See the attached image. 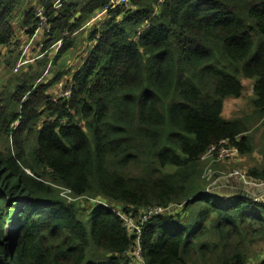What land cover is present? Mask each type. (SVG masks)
I'll use <instances>...</instances> for the list:
<instances>
[{
  "label": "trees",
  "instance_id": "trees-1",
  "mask_svg": "<svg viewBox=\"0 0 264 264\" xmlns=\"http://www.w3.org/2000/svg\"><path fill=\"white\" fill-rule=\"evenodd\" d=\"M109 3L0 0V46L14 47L0 86V264H133L134 233L95 199L138 214L183 204L144 225L146 264H264V201L237 178H202L207 148L229 139L264 179L249 133L264 119V0H129L90 26L72 75L59 62ZM19 27L44 39L13 74ZM69 76L71 97L55 98ZM243 79L254 114L224 118Z\"/></svg>",
  "mask_w": 264,
  "mask_h": 264
},
{
  "label": "built area",
  "instance_id": "built-area-1",
  "mask_svg": "<svg viewBox=\"0 0 264 264\" xmlns=\"http://www.w3.org/2000/svg\"><path fill=\"white\" fill-rule=\"evenodd\" d=\"M60 1L56 3V7L59 6ZM128 5L129 0H110V3L107 7L102 9L101 11H98V17L100 15H105L109 8H113L117 5ZM37 15L42 19L41 25L44 27L45 18H44V7H38L37 8ZM97 16L95 17L98 18ZM40 31L42 32V35H44L43 28L37 29L35 33L29 37V43L25 47V51H28L30 48L32 42L39 37ZM61 45V41H59L55 46L52 48H55L56 52L58 48ZM40 48H42L43 44L40 43ZM22 56V55H21ZM19 58L17 63L14 66V72H19L20 69L25 66L27 63L32 62L31 59L23 58V56ZM72 82L67 84L66 86L62 87L60 90L58 96H65L67 98L71 97L72 93ZM55 97V98H56ZM240 150L237 146L231 144V140L224 139L216 144L210 145L205 153L202 156V162H204V172L202 174V178L204 181L208 182L210 185L216 183L219 180L226 179V178H238L241 180V182L246 185L247 187H250L251 189H257L260 192H263V195L255 197L256 201H264V179L253 177L249 174V172H246L241 169H231L228 172L219 170V166H216L218 163H224L226 165L229 161L234 160L240 161ZM94 204L101 203L104 206L108 207L109 209L113 210L122 220L123 225L130 229L136 239H135V249L132 252L133 256V264H146L145 260L143 258L142 253V234H143V228L144 225L151 220L153 217L158 215H163L167 213H172L177 210H181L183 207V204H171L169 206H149L146 207L144 210L141 211L140 214L137 213L136 209L130 210V212H127L123 209V206L116 205L112 203V201L102 200V199H95L92 201Z\"/></svg>",
  "mask_w": 264,
  "mask_h": 264
},
{
  "label": "rangeland",
  "instance_id": "rangeland-1",
  "mask_svg": "<svg viewBox=\"0 0 264 264\" xmlns=\"http://www.w3.org/2000/svg\"><path fill=\"white\" fill-rule=\"evenodd\" d=\"M34 0H29V2H32ZM36 3L34 2L33 5H35ZM23 10L19 12L18 16H17V20H16V24L19 23V21L22 19V15H23ZM105 19V17L101 18L98 17L95 19L94 23H91L83 33L80 34L79 39H78V46L77 48H75L73 51L68 52L64 58L61 60V62H59L60 65L63 66V68L67 69H74V65L78 64V62H80L84 56L85 50L87 49L86 46H88V34L91 30L92 27L94 26H100L101 23L103 22V20ZM92 26V27H90ZM21 30L22 28H17L16 31V35L19 36L21 34ZM42 37V32L40 31L39 33V37ZM37 38V39H38ZM35 40L30 48L28 49V51H25V47L28 45L29 43V39L23 44L22 48H21V52H20V56L22 55L23 58H27V59H31V61H34L39 55H41L42 53V48H40V44L37 46L38 40ZM5 50H3L4 52ZM3 52L0 53V57L2 54V59L0 58V86L1 83H3V78L6 75V68H5V60L9 57V53L4 57L3 56ZM56 50L55 48H52L50 50L49 53V57L52 60L55 56ZM21 56V57H22ZM72 62V64H71ZM4 64V66H2ZM60 68V67H59ZM13 74H17L16 72H14V68H13ZM51 74L48 75L49 78H51ZM68 78V77H67ZM243 83L245 85V91H244V95L242 98L240 99H233V98H227L224 101V109H223V113L222 116L224 118H236L238 116H245V115H253V109L250 103V100L253 96V81L252 80H245L243 79ZM54 87V86H53ZM53 89V88H52ZM51 94H52V90H51ZM54 96V93L52 94ZM250 127H252V129L249 131L250 134L253 135L254 137V153L256 154V157H264V119H260V120H251L250 121ZM251 156L250 158H253L254 155ZM254 159V158H253ZM253 163L252 160L248 161H240L237 160L235 162H231L226 164L223 167H220L219 170L221 171H225L228 172L231 169H241L244 170L246 172H248L249 168L253 167L251 164ZM92 203V202H91ZM116 205H121L118 202H112ZM93 204V203H92ZM84 221L85 224L87 226V228L90 230L91 229V224L88 222V220H86L84 218L83 215L80 216ZM255 264V263H253Z\"/></svg>",
  "mask_w": 264,
  "mask_h": 264
},
{
  "label": "crops",
  "instance_id": "crops-1",
  "mask_svg": "<svg viewBox=\"0 0 264 264\" xmlns=\"http://www.w3.org/2000/svg\"><path fill=\"white\" fill-rule=\"evenodd\" d=\"M96 16L98 17V13L96 14ZM95 16V17H96ZM95 17H94V19L93 20H95ZM100 17L102 18H104L105 17V15H100ZM92 23H94V22H92ZM90 25V24H89ZM38 38V37H37ZM36 38V39H37ZM17 39L18 40H20L21 41V45L23 46V44L29 39V36L27 35V34H25L23 31H21V34L19 35V36H17ZM35 39V40H36ZM43 39H44V35H42V37L41 38H38L37 40H38V43H37V46L40 44V43H42L43 42ZM34 40V41H35ZM33 41V42H34ZM32 42V43H33ZM87 47V46H86ZM14 48V47H13ZM12 48V46H11V48H8V47H5V46H0V53L1 52H3V50H5L4 52H3V56L5 57L8 53H9V51L10 50H12L13 49ZM73 51V50H72ZM71 52V51H70ZM39 56H41V55H39ZM38 56V57H39ZM85 57H86V50H85V53H84V56H83V58H82V60L80 61V62H78V64H76V65H74V69H73V72H72V75H73V73H74V71H76L78 68H80L81 67V65L83 64V62H84V59H85ZM1 59L3 58L2 57V54H1V57H0ZM35 58H37V57H35ZM71 64H72V62H71ZM2 66H4V64L2 65ZM72 79V77L71 76H69L68 78L67 77H64L58 84H56L54 87H53V89H52V94L54 93V96L56 97V96H58V94H59V92H60V90L62 89V87H64V86H66L67 84H69V83H71V80ZM253 87H254V82H253ZM253 154H255V153H253ZM253 156V155H252ZM254 160H256V161H258V163H260V164H262V163H264V157L262 158V157H256V154L254 155ZM248 159H249V157H242V161H248ZM253 263H255V264H259L260 262H259V260L258 259H255V260H253L252 261V264Z\"/></svg>",
  "mask_w": 264,
  "mask_h": 264
},
{
  "label": "water",
  "instance_id": "water-1",
  "mask_svg": "<svg viewBox=\"0 0 264 264\" xmlns=\"http://www.w3.org/2000/svg\"><path fill=\"white\" fill-rule=\"evenodd\" d=\"M238 179V178H237ZM229 180H233L232 178H226V179H223V180H219V181H217V183H220V184H223V183H225V182H227V181H229ZM238 182H239V184L244 188V189H247L248 191H256V194H255V197H257V196H261V195H263V192H260V191H258L257 189H251L250 187H247L246 185H244L242 182H241V180L240 179H238ZM217 183H215V184H217ZM253 197H254V194H253ZM254 197V198H255Z\"/></svg>",
  "mask_w": 264,
  "mask_h": 264
}]
</instances>
